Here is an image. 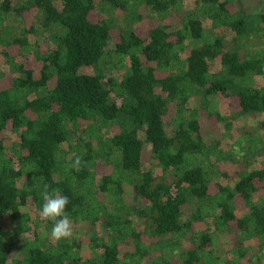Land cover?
Segmentation results:
<instances>
[{
    "label": "trees",
    "instance_id": "16d2710c",
    "mask_svg": "<svg viewBox=\"0 0 264 264\" xmlns=\"http://www.w3.org/2000/svg\"><path fill=\"white\" fill-rule=\"evenodd\" d=\"M184 1L0 0V29L16 22L0 35V264H264V85L252 81L264 72V0ZM215 96L253 121L226 151L201 124L202 112L229 134ZM217 176L232 184L210 194ZM44 183L68 196L73 227L85 222L91 256L74 230L49 240Z\"/></svg>",
    "mask_w": 264,
    "mask_h": 264
},
{
    "label": "rangeland",
    "instance_id": "374dc122",
    "mask_svg": "<svg viewBox=\"0 0 264 264\" xmlns=\"http://www.w3.org/2000/svg\"><path fill=\"white\" fill-rule=\"evenodd\" d=\"M244 7L247 10H250L252 3L247 2L246 0L243 1ZM184 7L185 8H191L192 7V0H185L184 1ZM90 17L93 20H98L100 19V15H97L95 12L90 14ZM30 21L29 19L26 18V24H28ZM144 25H141L140 28H144ZM16 26V22L11 20L10 18L6 19V21H4L3 26L0 29V35L2 37L3 33H5V36L8 34V32H11L14 27ZM145 29V28H144ZM111 36L115 39V33L112 32ZM44 38H37L38 40V49L43 52L45 50V42L43 40ZM36 40L35 37H31L29 36V41L31 43H33ZM186 45H189V42H186ZM2 48V46L0 45V49ZM181 57L184 56V53L181 52L180 53ZM19 60V59H18ZM24 61V64L27 67H31L34 70L37 69L38 67V63L34 60V57L32 55L31 51H28V53L26 54V58L22 59ZM264 69V67H263ZM0 70L5 72L6 71V67L3 64V59L0 56ZM253 84H257V85H264V72L263 74L259 75V76H254L253 79ZM7 83V76L3 77L2 79H0V88H4L6 86ZM191 104H193V100L191 101ZM211 109H215L217 110L220 114H222L224 117H228L231 121V128L229 130V134L228 132L225 133L224 132V128L223 126L220 125H216V123L214 122V120L208 119L204 116V114L201 112L200 114V119H201V124L204 127V131H205V137L209 140L211 138L214 137H218L219 134L221 135V141H220V149L222 151H226L229 148H236L239 145H242V139L240 138V135H242L243 132V128L246 129L245 127H251V125H253V121L249 120V119H243V118H238V119H233L231 116V112L233 110H235L236 108V102L234 99H228V98H224L222 96H215L213 98H211L210 100V106ZM262 116H258V118H261ZM218 126V127H217ZM1 138V137H0ZM6 139H14V135L12 133H9L6 135ZM147 153L144 152L143 154V158L146 159L147 158ZM145 166H149V161L145 163ZM220 167L224 168L225 171H228V166L224 165L223 163L219 164ZM109 170L108 167H104V166H96L95 168V173H105ZM154 173L155 174H159V170L157 168L154 169ZM229 180L225 179L222 176H217L209 185V193L210 194H214L217 191L216 188V183L221 184V185H231V182H228ZM95 182V181H94ZM129 186H125V198L128 199L129 198ZM234 205H235V213L239 214L242 210H243V205H242V201L241 199L236 196L234 198ZM29 213H31L29 211ZM31 218H34L32 213H31ZM33 222V219L31 220ZM1 224L3 225V227H10L11 223L8 221V218H5L3 220V222H1ZM197 226V225H196ZM199 227H204L203 225H199L197 226ZM86 225L85 222H81L79 224H77L75 227H73V230L75 231V233L79 236L80 243H81V250L80 253L83 257H89L92 255V251L89 249V247H87V243H86V239L84 238V231H85ZM36 231L37 233H43V228L41 226H37L36 227ZM50 240V239H49Z\"/></svg>",
    "mask_w": 264,
    "mask_h": 264
},
{
    "label": "clouds",
    "instance_id": "9594fccd",
    "mask_svg": "<svg viewBox=\"0 0 264 264\" xmlns=\"http://www.w3.org/2000/svg\"><path fill=\"white\" fill-rule=\"evenodd\" d=\"M85 162L80 155H75L71 165L72 170L79 172ZM40 196L42 198V206L39 217L44 223L51 222V230L49 239L59 244L61 240L71 238L73 234V225L66 211L69 204V198L62 195L58 189H53L49 184L42 185Z\"/></svg>",
    "mask_w": 264,
    "mask_h": 264
}]
</instances>
